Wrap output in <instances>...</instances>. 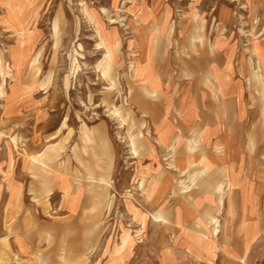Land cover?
I'll use <instances>...</instances> for the list:
<instances>
[{
  "label": "rangeland",
  "instance_id": "1",
  "mask_svg": "<svg viewBox=\"0 0 264 264\" xmlns=\"http://www.w3.org/2000/svg\"><path fill=\"white\" fill-rule=\"evenodd\" d=\"M82 2L91 20L82 12ZM190 2L173 21L191 17L211 26L218 5L226 3L238 32L261 51L257 40L264 37V0H196L193 13ZM148 4L0 0V187L8 189L9 198L0 230L22 233L33 250L18 260L8 247L5 264H74L76 258L81 264H242L240 255L248 264H264V215L258 236L249 220L240 224L246 248L232 236L228 244L233 252H216L212 261L213 241L198 236L197 261L161 249L171 233L161 210L157 221L140 213L145 195L136 179L150 177L141 167L157 98L135 81L149 68L151 35L142 33L137 42L134 36L145 22L167 21V15L158 17V3ZM56 21L60 27L54 34ZM29 35L31 40L21 43ZM188 48L178 62L193 60L198 66L200 57ZM111 50L113 67L106 69ZM259 61L264 70V58ZM12 90L17 91L7 97ZM249 95L251 115L240 135L249 155H258L264 167V79H253ZM110 109L118 111V119ZM120 119L124 124L116 127ZM130 135L136 153L127 149ZM55 177L62 185L68 178L74 191L59 185L60 193ZM77 191L81 199L75 211ZM159 193L160 188L154 196ZM246 211L247 218L253 216V207ZM213 215L222 220L221 214ZM124 233L127 241L119 247Z\"/></svg>",
  "mask_w": 264,
  "mask_h": 264
},
{
  "label": "crops",
  "instance_id": "2",
  "mask_svg": "<svg viewBox=\"0 0 264 264\" xmlns=\"http://www.w3.org/2000/svg\"><path fill=\"white\" fill-rule=\"evenodd\" d=\"M153 1L159 6L158 17L167 15V21L162 25L145 22L134 36L137 42L142 33L151 35L149 68L135 81L157 98L141 169L150 174L144 175L147 183L153 182L149 189L155 192L160 188L162 193L145 197L146 208L140 213L147 220L151 211L161 210L171 225L167 244L161 249L199 260L193 254L198 248L199 220L213 214H221L224 220L229 215V236L242 240L244 231L239 226L243 220H249L255 236L261 230L264 167L258 155H249L245 149L240 130L251 115L252 81L264 79L259 61L264 58V37L257 40L261 51L253 50L250 38L243 37L232 21L231 7L223 2L217 7L216 21L209 26L195 23L191 17H178L185 13L186 0ZM195 1L188 5L191 13ZM174 15L178 16L173 21ZM185 47L192 56L200 57L198 66L193 60L187 65L178 62ZM54 180L60 193L59 185L68 184L74 191L68 178L63 185L57 177ZM0 190L3 219L9 198L6 187ZM75 200L76 211L80 198ZM247 207L254 208L250 218ZM227 245L232 253L233 248ZM8 247L18 260L33 253L25 235L1 229L0 264L6 262ZM33 258H28L29 263ZM81 262L72 260L74 264Z\"/></svg>",
  "mask_w": 264,
  "mask_h": 264
},
{
  "label": "bare ground",
  "instance_id": "3",
  "mask_svg": "<svg viewBox=\"0 0 264 264\" xmlns=\"http://www.w3.org/2000/svg\"><path fill=\"white\" fill-rule=\"evenodd\" d=\"M142 2V1H141ZM252 2V1H251ZM149 5V4H148ZM243 6H246V3H243ZM81 8H82V12L84 13V15H85V17L86 18H88L89 20H91V18H90V14L87 12V8L85 7V4L82 2L81 3ZM101 9L102 10H104V11H107V9H105V7H101ZM191 15V14H190ZM241 18V17H240ZM95 19V18H94ZM109 19H112V17L111 16H109ZM149 19V18H148ZM157 20V19H156ZM243 21V20H242ZM202 25H203V23H204V21L202 20L201 22H200ZM98 24V23H97ZM162 24V23H161ZM58 27H60V24H59V21H56L55 23H54V34H56L57 33V31L59 30V28ZM241 28V27H240ZM225 34V33H224ZM118 39V38H117ZM26 40V41H25ZM25 40H20L21 41V43H23V41L24 42H27V41H29V40H31V36L29 35L28 37H27V39H25ZM195 42V41H194ZM105 44V43H104ZM154 44V43H153ZM114 46H115V49H116V47H117V44H114ZM201 46V45H200ZM248 49V48H247ZM114 56V54H113V50H111V51H109L108 52V55H107V61H106V63H105V66H106V69H108V68H112L113 67V65H112V62H111V60H110V57H113ZM15 57H16V55H15ZM210 65V64H209ZM138 69V68H137ZM136 70V69H135ZM101 72L102 73H105V70H101ZM28 78V77H27ZM27 78L24 80L25 81V83H26V81H29V80H27ZM31 89V88H30ZM16 91L17 90H12V92H11V94H9V95H7V97H12L11 95H13V94H15L16 93ZM25 94V96H26V94H28V93H24ZM25 96H23V97H25ZM108 107V106H107ZM108 109H109V107H108ZM107 110V109H106ZM110 111V114L114 117V116H116L117 117V119H118V111L116 110V109H110L109 110ZM108 111V112H109ZM111 115H109V116H111ZM112 117V118H113ZM119 122V125L118 126H116V127H122L123 126V124H124V122H123V119H120V120H118ZM125 126V125H124ZM118 130V129H117ZM116 130V131H117ZM122 131H120V133H121ZM118 133V132H117ZM117 135V134H116ZM118 135H120V134H118ZM125 135V134H124ZM121 137V136H120ZM129 138H130V140H129V148H127V149H130V151H131V153H136V148H135V140H134V138H133V136H129ZM125 140V139H124ZM122 141V140H121ZM125 143V142H124ZM128 146V145H127ZM129 153V152H128ZM131 156H132V154H131ZM138 169V168H137ZM137 171V170H136ZM139 176V175H138ZM136 180H138V181H136V182H138V187H142L143 188V194L145 195V197L146 198H150V197H152V195H154L155 193H156V191L154 192V191H151L150 189H149V187H150V185H152L153 184V182L152 181H150L149 183H147V179L145 178V176L144 175H141L140 177H139V179H136ZM107 183H109V182H107ZM146 184H147V186H146ZM154 187V186H153ZM75 194H74V196H73V200L74 199H78L79 198V192L77 191V192H74ZM138 193V192H137ZM64 194V193H63ZM140 194V193H139ZM140 196V195H139ZM21 198V197H20ZM81 199V198H80ZM140 199V198H139ZM145 201L144 202H146V200L147 199H144ZM148 201V200H147ZM149 203V202H148ZM133 207V206H132ZM134 208V207H133ZM151 216L154 218V219H156V221L158 220V219H161V213H160V211L156 208V209H154L153 211H151ZM131 217V216H130ZM198 226H199V234H198V236L200 237V238H208V239H210V240H212L213 241V243H214V248H213V250L211 251V256H212V259L210 260V261H212L213 259H214V257H215V255H216V250L218 249V250H221V252L223 253V254H226V255H228L227 253H228V250H227V248H228V245H227V243H228V240H229V238H230V234L228 233L229 232V215H227L226 217H224V220H220V218L217 216V215H211V216H209V217H206V219H205V221L204 220H199L198 221ZM219 233H221V238L219 239ZM127 238H128V235L126 234V233H124V235L122 236V238H121V243H120V246L119 247H122V246H124V244L126 243V241H127ZM244 238H245V235H243V245L245 246V248H246V244H245V240H244ZM198 261V260H197ZM239 262H241L242 264H248V262L244 259V257L243 256H241L240 255V260H239ZM212 264V263H211Z\"/></svg>",
  "mask_w": 264,
  "mask_h": 264
}]
</instances>
